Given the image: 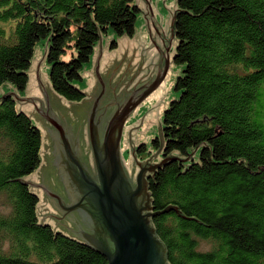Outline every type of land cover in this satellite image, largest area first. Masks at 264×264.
Returning <instances> with one entry per match:
<instances>
[{
	"label": "trees",
	"instance_id": "obj_1",
	"mask_svg": "<svg viewBox=\"0 0 264 264\" xmlns=\"http://www.w3.org/2000/svg\"><path fill=\"white\" fill-rule=\"evenodd\" d=\"M178 8L198 17L176 14L175 60L188 66L176 87L181 96L165 112L164 142H173L163 160L173 150L189 158L187 148H198L193 160L158 168L148 192L153 213L174 206L206 226L170 210L153 217L156 236L168 264H264V0H179ZM138 12L133 0H0V86L26 90L22 71L52 25L53 90L81 102L86 95L71 84L100 40L96 25L102 36L110 28L132 37ZM15 107L11 97L0 104V264H107L64 233L53 239L50 226L37 225L39 198L29 185L9 182L40 165V132ZM205 142L214 162L234 163L213 164L210 150L199 147ZM153 143L159 150V139Z\"/></svg>",
	"mask_w": 264,
	"mask_h": 264
},
{
	"label": "water",
	"instance_id": "obj_2",
	"mask_svg": "<svg viewBox=\"0 0 264 264\" xmlns=\"http://www.w3.org/2000/svg\"><path fill=\"white\" fill-rule=\"evenodd\" d=\"M158 1H162L170 15L165 29H162V16L157 10ZM165 1L135 0L142 15L134 25L132 40L125 30L123 37L118 39L110 28L108 37L104 39L93 22L99 31L100 41L93 47L92 72L85 71L88 66H84L82 76L88 73L91 81L89 88L81 92L86 98L80 103L67 101L52 88L50 67L59 63L48 65L52 25L50 36L42 40L46 42L45 49H40L42 43H36L30 68L22 71L29 75L25 92H18L17 87L13 88L8 81L0 88V104L3 98L11 97L16 102L18 115L28 114L36 122L41 137L39 168L30 176L9 182L29 185V193L39 198L35 211L37 225L50 226L53 239L56 229H59L70 238L100 252L107 258L108 264H168L167 249L156 236L151 221L157 214L174 210L184 219L203 224L195 218H186L174 206L151 213L153 199L147 192L149 183L145 177L152 176L154 179L158 168L174 160H193L198 148H187L193 149L189 158L176 150L165 160L159 157L165 155L162 152L167 148V142H173H164L158 116L162 101L151 109L157 111L160 149L154 152L151 147L148 148L146 153L151 152L152 156L143 161L136 155V135L140 133L149 110L142 119L127 127L131 177L120 152L125 121L151 92L160 87L178 55L176 48L180 40L175 37L176 14L182 11L194 16L178 8L179 0H176L174 10H170ZM156 15L160 16V26L155 20ZM114 36L118 49L108 52ZM71 86L79 91L77 81H73ZM199 147L210 150L213 164L234 163L228 160L214 162L211 146L207 142ZM155 159L157 163L153 162ZM47 202L63 218L51 212ZM63 219L68 220L75 230L68 228Z\"/></svg>",
	"mask_w": 264,
	"mask_h": 264
},
{
	"label": "rangeland",
	"instance_id": "obj_3",
	"mask_svg": "<svg viewBox=\"0 0 264 264\" xmlns=\"http://www.w3.org/2000/svg\"><path fill=\"white\" fill-rule=\"evenodd\" d=\"M152 1H155V0H152ZM175 3H176V0H166L165 1V5L170 10H174ZM133 4L136 5L135 0H133ZM177 6H178V4H177ZM157 10H158L159 14L162 16V29H165L166 20H168L170 15H169L168 11L165 9L162 1H158ZM140 15H142V12L139 9L137 18ZM155 20H156L157 24L160 26V16L159 15H156ZM116 36L118 39L122 38V37L118 36L117 34H116ZM116 36H114V41L110 44L108 52H111L113 50L118 49ZM107 37H108V33L103 35L104 39ZM128 38L130 40H132L134 38V35L132 37H128ZM42 40L45 41L46 39H42ZM42 40L38 41L37 44L42 43V46H40V49H45L46 42H42ZM113 43H116V46H113ZM48 45H49V41H48ZM104 45H105V41H103V46ZM92 56H93V54H92ZM92 56L90 58V61L83 65V68L81 69V76L84 73L83 72L84 66H88L85 69V71H88L89 73L92 72ZM69 58H71L70 54H68V56H66V60H68ZM48 65H51L49 63V61H48ZM182 65L183 64L178 63L174 58L173 63H171V66H170L171 69H168L167 75H166L163 83L160 85V87L156 91L152 92V94L150 96L148 95L135 108L134 112L128 118L129 121L128 120L125 121V124H124L123 129H122L121 139H120L122 141V151H121L122 153L121 154H122V157L125 161L127 173L129 176L132 175V159H131V154H130V148L127 147V145H128L127 136L129 134V131H127V127L133 125L134 123H136L137 121L142 119L149 110H151L156 104H159L161 101L162 102L158 108V116H159V121L162 123L161 126L163 127L164 116H165L166 110L169 108V106L171 105V103L174 100H178L181 96V92L178 91L176 89V87H177V83H178L179 78L181 76H183L184 66H182ZM50 72H51V67H50ZM174 72H178V73L176 74ZM50 76H51V74H50ZM28 81H29V75H28ZM50 81H51V77H50ZM76 81L78 82L79 89L83 92L89 88L88 84L91 81V76H89L88 73H86L85 77L82 76L81 80H76ZM5 83H3L2 85H4ZM9 83L12 84L13 88L16 87V85L13 84L12 82H9ZM2 85L0 86V88L2 87ZM17 91L21 92V93L25 92V90H18V89H17ZM156 114H157L156 109H153L147 113V115L145 116V118L142 122V126L139 129L140 133H137V135H136L135 151H136L137 158L140 161L146 160L152 156L151 152L146 153L148 151V148L151 147L150 150L151 151L153 150L154 152H156L158 150V148L155 147L154 143H153L154 140H156L157 138L159 139V134L157 132V127H156ZM26 115H28V114H26ZM29 118L31 119L34 126L37 127L36 122L30 116H29ZM159 157H161L163 160V155H159ZM153 162L157 163L158 160L155 159ZM56 231L61 232L59 229H56ZM209 248H210L209 244L203 243V250H206Z\"/></svg>",
	"mask_w": 264,
	"mask_h": 264
},
{
	"label": "flooded vegetation",
	"instance_id": "obj_4",
	"mask_svg": "<svg viewBox=\"0 0 264 264\" xmlns=\"http://www.w3.org/2000/svg\"><path fill=\"white\" fill-rule=\"evenodd\" d=\"M152 94V92L149 94V96ZM79 103V102H78ZM122 151V141L120 140V152ZM122 153V152H121ZM121 156H122V154H121ZM129 177H131V176H129ZM150 177V176H149ZM149 177H145V180L148 182V180H149ZM147 192H148V190H147ZM47 208L51 211V212H53L54 214H56L57 216H59L60 218H63L53 207H52V205L50 204V202H47ZM154 211H153V209L151 210V213H153ZM152 219L153 218H151V221H152ZM63 221H65L66 223H67V225H68V228H70V229H73V230H75V227H72L71 226V223L68 221V220H66V219H63ZM61 233H63V232H61ZM66 235V234H65ZM108 264V263H107Z\"/></svg>",
	"mask_w": 264,
	"mask_h": 264
}]
</instances>
